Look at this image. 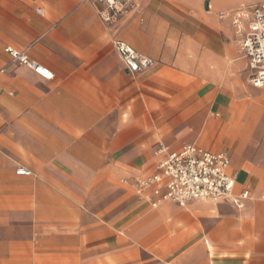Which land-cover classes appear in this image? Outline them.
Returning a JSON list of instances; mask_svg holds the SVG:
<instances>
[{
    "label": "crops",
    "instance_id": "crops-1",
    "mask_svg": "<svg viewBox=\"0 0 264 264\" xmlns=\"http://www.w3.org/2000/svg\"><path fill=\"white\" fill-rule=\"evenodd\" d=\"M260 4L132 0L106 22L92 1L0 0V264H264V87L241 47ZM116 41L152 65L130 73ZM189 144L230 157L232 197L141 184Z\"/></svg>",
    "mask_w": 264,
    "mask_h": 264
},
{
    "label": "built area",
    "instance_id": "built-area-1",
    "mask_svg": "<svg viewBox=\"0 0 264 264\" xmlns=\"http://www.w3.org/2000/svg\"><path fill=\"white\" fill-rule=\"evenodd\" d=\"M85 1L104 5L105 8L100 12V16L106 22H111L125 14L132 3V0ZM114 47L130 73H139L153 63L125 42L116 41ZM241 47L253 72L252 85L264 87V4L252 9L249 29ZM5 53L14 62L31 69L41 78H52L48 69L30 60L26 53L12 48H6ZM160 152L167 153L166 157L158 165L156 173L141 184L150 186L166 179L165 190L155 191L162 201L185 205L192 200H220L232 197L236 176L228 172L231 159L226 153H210L192 144L185 145L178 152H169L163 147ZM17 173L24 176L31 174L25 167H19ZM242 198H248V193H244ZM153 206L156 207L157 203Z\"/></svg>",
    "mask_w": 264,
    "mask_h": 264
}]
</instances>
